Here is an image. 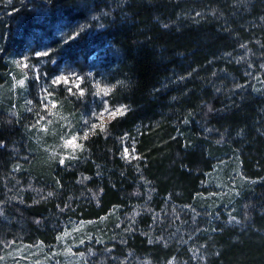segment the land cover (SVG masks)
Segmentation results:
<instances>
[{
    "label": "trees",
    "instance_id": "16d2710c",
    "mask_svg": "<svg viewBox=\"0 0 264 264\" xmlns=\"http://www.w3.org/2000/svg\"><path fill=\"white\" fill-rule=\"evenodd\" d=\"M43 46L58 67L105 79L108 104L128 111L61 164L40 141L36 81L26 77L14 109L0 102V238L51 244L63 219L115 228L129 214L124 251H156V212L195 204L227 152L255 180L238 213L264 229V0H0V86ZM57 92L78 121L86 98ZM235 230L215 234L208 264H264V231Z\"/></svg>",
    "mask_w": 264,
    "mask_h": 264
},
{
    "label": "rangeland",
    "instance_id": "374dc122",
    "mask_svg": "<svg viewBox=\"0 0 264 264\" xmlns=\"http://www.w3.org/2000/svg\"><path fill=\"white\" fill-rule=\"evenodd\" d=\"M44 51L50 53L46 46L37 49V52ZM36 53L34 56L24 54L17 59L21 64H17V70L12 74V84L0 86V102H5L14 109L15 93L19 86L21 87L18 81H24L30 76L36 81L35 95L39 98L37 110L41 116H38L37 120L38 130L44 132L40 141L49 155L60 159L75 156L78 149L73 153L71 148L63 147L64 141L73 134L82 137L85 131H89L91 123L99 122L92 113L98 114L103 110V101L108 102V96L96 95L97 84L109 88L110 85L101 76L93 74L92 70L81 73L68 64L58 67L55 59L49 60V55L38 57ZM25 63L27 68L23 67ZM55 69L54 74H49ZM73 73L84 78L80 84V88L84 90L82 97L75 87L72 91L76 94L67 91L71 84H52V81L61 75L71 79ZM59 90L67 97L74 96L84 100L86 98L87 103L83 102L85 105L83 104V112L78 121H75L73 113L57 106L54 99ZM44 96H48V99L43 100ZM50 102H54L56 107L51 108ZM45 104L49 105L48 109L44 107ZM108 106L112 108L109 104ZM35 108L37 106H34ZM86 120L88 124H85ZM108 120L111 118L105 114L103 122ZM77 143H82V140L78 139ZM126 148L130 153L131 149ZM219 159L215 168L208 174L205 183L207 192L198 196L195 204L167 206L164 211L156 212L154 225L150 227L149 232L151 243L161 244L160 249L156 251L142 254L124 251V237L120 234L129 232V214L115 216V228L108 225L110 217L91 220L69 218L63 219L62 230L51 244L39 240L30 243L22 241V238L18 241L11 237L0 238V264H208L210 257L215 253V234L222 228L233 227L239 237L247 236L253 229L255 232L264 231L258 226H249L237 209V198L255 180L246 176L236 153L227 152ZM137 209L138 207L135 210ZM140 210L141 208L136 213L139 214ZM116 242L122 246L118 247ZM171 247L173 251L168 253Z\"/></svg>",
    "mask_w": 264,
    "mask_h": 264
},
{
    "label": "snow or ice",
    "instance_id": "6c2138e0",
    "mask_svg": "<svg viewBox=\"0 0 264 264\" xmlns=\"http://www.w3.org/2000/svg\"><path fill=\"white\" fill-rule=\"evenodd\" d=\"M36 55L39 57V56H48L50 55L49 52L47 51H44V52H37ZM27 59V58H25ZM18 65L21 64L20 61H17L16 62ZM23 67L24 68H27L28 65L25 63L23 64ZM39 77L37 76V79ZM83 77L81 76H78L76 75L75 73L72 74V78L70 79L69 76H64V75H61L57 78H55L53 81H52V84L53 85H58L60 84L61 82H63L65 85H69L71 84L72 86L68 87L67 91L70 93V94H76V93H73L72 89L73 87H75L77 90H78V94L79 96H83L84 95V90L80 88V84L83 82ZM18 83L23 86L24 84V81L23 80H20L18 81ZM115 87V86H113ZM113 88H109V87H101L99 84H97V92H96V95L100 96V95H103V96H108L111 92H112ZM45 92H47V89H45ZM48 95H51V93H48ZM48 99V96H44L43 97V100H47ZM51 103V108H55L56 107V104L54 102H50ZM103 104H104V107H103V110L100 112V113H92V116L95 117V119L97 121H99L98 123H91L89 125V131H85L84 132V135L82 137H78L77 135L73 134L69 139H66L64 141V144H63V147L65 148H71L72 149V152L75 153V151L77 149H83V144L82 143H77V140L80 139V140H87L88 137H89V133L91 132V134H95V131L97 128L100 129L101 132H105L106 131V125H104L103 123V117L105 116V114H107L111 119H115L117 118L118 116H123L126 114V112L128 111V108L127 106H120V107H117V108H110L108 106V102L107 100H104L103 101ZM44 107L46 109L49 108V105L48 104H45ZM49 112H50V109H49ZM39 123V122H38ZM89 122L86 120L85 121V124H88ZM45 131L47 130L46 128L44 129ZM133 152H135V149L133 148ZM122 155L124 156V158H128L129 157V152H128V149L125 148L124 149V152L122 153ZM68 158H72V159H75V156L74 155H71L70 157H63L60 159V163L63 164L65 159H68ZM132 158H138V157H135L133 156ZM51 195V193L49 194ZM68 233H66L67 235ZM60 239H63V237H60Z\"/></svg>",
    "mask_w": 264,
    "mask_h": 264
}]
</instances>
